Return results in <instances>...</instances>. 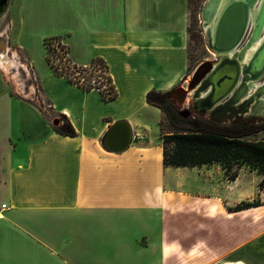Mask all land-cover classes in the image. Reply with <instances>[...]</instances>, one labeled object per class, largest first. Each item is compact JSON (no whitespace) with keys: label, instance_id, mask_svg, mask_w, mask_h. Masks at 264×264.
<instances>
[{"label":"crops","instance_id":"crops-1","mask_svg":"<svg viewBox=\"0 0 264 264\" xmlns=\"http://www.w3.org/2000/svg\"><path fill=\"white\" fill-rule=\"evenodd\" d=\"M187 4L11 0L7 45L30 71L21 91L0 69V264H264V176L164 166L147 95L188 78ZM56 37L75 64L108 65L114 100L54 73ZM64 118L76 137L55 131ZM118 121L133 141L112 153L102 141Z\"/></svg>","mask_w":264,"mask_h":264},{"label":"water","instance_id":"water-1","mask_svg":"<svg viewBox=\"0 0 264 264\" xmlns=\"http://www.w3.org/2000/svg\"><path fill=\"white\" fill-rule=\"evenodd\" d=\"M260 0H207L202 14L206 11L207 18L215 20L214 29L205 32L207 47L220 58L215 67L204 63L198 67L192 80L190 89L194 93L190 99L191 112L197 117L207 118L217 124L238 120L242 121L250 116H262L264 113V87L244 105L238 104L246 97L251 87L246 82L251 79L257 81L264 75V43L243 68L241 62L263 34L264 30V0H262L259 14L255 19V28L248 42L231 58L230 53L241 47L249 27L251 10ZM201 14V19H202ZM243 75V84L237 89L238 82ZM183 87L170 92V98L177 105L183 104L187 94ZM257 100V101H256ZM256 102V103H255ZM255 103V105H253ZM251 110V111H250ZM183 115L190 111L182 112ZM59 123H55L58 125ZM133 141V133L125 121H118L111 125L104 136L102 144L112 153L126 151Z\"/></svg>","mask_w":264,"mask_h":264},{"label":"trees","instance_id":"trees-1","mask_svg":"<svg viewBox=\"0 0 264 264\" xmlns=\"http://www.w3.org/2000/svg\"><path fill=\"white\" fill-rule=\"evenodd\" d=\"M147 102L163 113L160 136L165 167L193 168L219 164L227 178L234 181L241 167L249 166L264 176V142L244 140L245 137L264 131V125L247 124L244 121L221 125L202 117H185L170 98V92L151 91L147 95ZM55 131L63 136H77L67 118ZM234 167H237V171L231 174ZM259 187L264 190V179ZM249 206L244 204L238 208Z\"/></svg>","mask_w":264,"mask_h":264},{"label":"rangeland","instance_id":"rangeland-1","mask_svg":"<svg viewBox=\"0 0 264 264\" xmlns=\"http://www.w3.org/2000/svg\"><path fill=\"white\" fill-rule=\"evenodd\" d=\"M187 1H188V4H187L188 7L187 8H188V14H189V21H190V27H189V31H188L189 32L188 58H189L190 67H189L188 78L179 87H187L188 86L187 81H190L189 79L194 74V69L199 64L206 62V61H212L215 59V56L207 47V39H206V35H205L206 29L204 28V19H203V14H202L203 8H204L207 0H187ZM7 12L5 13V15L0 20V36L3 32L5 34H7V30L10 27L8 25L9 21L7 18V14H8ZM201 14H202V19H201ZM2 40L3 39H0V42ZM6 42H7V40H6ZM9 44H10V53H11V54L9 53V55L12 57L13 52H15V53H17V52L15 51L16 50L15 48H12L11 41L9 42ZM6 45H7V43H6ZM7 55H8V53H7ZM19 56L20 55L17 54V58L20 60ZM7 75L16 85L18 84L17 82H15L16 80L13 78V76L11 74H7ZM23 79H24V77H23ZM17 86H18V88H20L21 91H23V88L25 87L24 83H23V86L21 85V87L19 85H17ZM37 88L39 89V86ZM176 106L181 110V112L185 113L187 111H190V114L184 115L185 117L193 118L196 116L195 114H193L191 112V106H190V102L188 100H186L183 104L176 105ZM45 107L47 108V106H45ZM47 110H48V108H47ZM242 121L246 122L247 124L264 125V117H261V116H250V117H248ZM62 122H63V119H61V123ZM234 122H240V121L235 119L233 121H230V122H227L226 124H221V125H230V124H233ZM153 138L156 140V143H159V141H160L159 135L158 136L153 135ZM244 140L253 141V142H258V141L264 142V131L257 133L255 135L245 137ZM241 168H245L246 170L250 171L251 173L255 172L256 175L261 176L257 172V170H254L249 166H244ZM235 171H237V167H234L230 173L232 174Z\"/></svg>","mask_w":264,"mask_h":264},{"label":"bare ground","instance_id":"bare-ground-1","mask_svg":"<svg viewBox=\"0 0 264 264\" xmlns=\"http://www.w3.org/2000/svg\"><path fill=\"white\" fill-rule=\"evenodd\" d=\"M212 0H209V2L207 3V5L209 3H211ZM10 0H0V20L2 19V17L5 15L7 7L9 5ZM261 3L262 0H260L258 2V4L251 10V15H250V20H249V27H248V31L246 34V37L241 45V47H239L235 52H232L229 54V56L232 58L235 53L239 52L240 49L248 42V40L250 39L252 32L255 28V19L257 17V15L259 14L260 11V7H261ZM203 19H204V28L206 29L205 31H211L212 29H214L215 26V20H210L207 18L206 15V11H204L203 13ZM9 30V29H8ZM0 39H3L0 42V69H2L3 71H5L7 74H11L13 76V78L16 80L15 82L18 83V85H22L23 86V69L25 70V72L28 74L29 73V68L27 67V65L24 62H21L18 58L17 55L15 54V52H13L12 57L9 55L10 53V46L6 45V40L8 39L7 34H5L3 32V34L0 36ZM264 43V30H263V34L260 37V39L252 45L251 49L247 52L245 59L241 62V67L243 68L245 65H247L250 61V59L253 57V55L258 51V49L263 45ZM211 51V50H210ZM213 53V55L215 56V59L212 61H206L203 62L201 64H199L195 69H194V74L190 77V81H187L188 86L187 87H183L182 89L185 90L187 97L186 99L190 101L191 96L194 93V89H190L192 80L194 78V75L196 73V71L198 70V67L204 63H208L211 67H215L216 64L218 63V61L220 60L219 56L217 54H215L213 51H211ZM8 53V55H7ZM11 54V53H10ZM243 75H241L240 80L238 82L237 85V89L241 87V85L243 84ZM247 86L246 87H251L252 89L249 91L248 95L242 99H240V101L238 102V104L244 105L245 103L250 102L251 100H254V96L255 94L264 87V75L262 77V79L257 80V81H253L251 79H249L246 82ZM257 101V100H256ZM260 101L264 102V97H262L260 99ZM256 103V102H255ZM255 103L253 105H255ZM251 111V110H250ZM264 116V113L263 115Z\"/></svg>","mask_w":264,"mask_h":264},{"label":"built area","instance_id":"built-area-1","mask_svg":"<svg viewBox=\"0 0 264 264\" xmlns=\"http://www.w3.org/2000/svg\"><path fill=\"white\" fill-rule=\"evenodd\" d=\"M45 46L48 62L56 75L64 77L83 91L99 92L104 100L109 101L115 96L116 90L108 65L104 61L96 59L85 66L75 64L70 59L68 47L60 37L48 39ZM6 209L7 205H0V212Z\"/></svg>","mask_w":264,"mask_h":264},{"label":"flooded vegetation","instance_id":"flooded-vegetation-1","mask_svg":"<svg viewBox=\"0 0 264 264\" xmlns=\"http://www.w3.org/2000/svg\"><path fill=\"white\" fill-rule=\"evenodd\" d=\"M10 3H11V0H10ZM10 3H9V5H8V7H7V10H6V12L8 11V8H9V6H10ZM9 25V24H8Z\"/></svg>","mask_w":264,"mask_h":264}]
</instances>
